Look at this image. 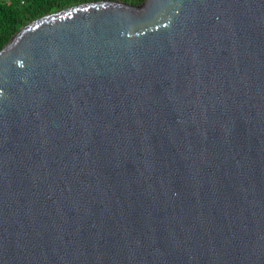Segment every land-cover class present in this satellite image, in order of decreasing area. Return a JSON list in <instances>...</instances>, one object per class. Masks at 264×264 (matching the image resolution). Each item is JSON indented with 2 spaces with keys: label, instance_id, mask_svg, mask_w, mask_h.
Here are the masks:
<instances>
[{
  "label": "water",
  "instance_id": "obj_1",
  "mask_svg": "<svg viewBox=\"0 0 264 264\" xmlns=\"http://www.w3.org/2000/svg\"><path fill=\"white\" fill-rule=\"evenodd\" d=\"M0 264H264V0H86L0 49Z\"/></svg>",
  "mask_w": 264,
  "mask_h": 264
},
{
  "label": "trees",
  "instance_id": "obj_2",
  "mask_svg": "<svg viewBox=\"0 0 264 264\" xmlns=\"http://www.w3.org/2000/svg\"><path fill=\"white\" fill-rule=\"evenodd\" d=\"M82 1L86 0H0V49L27 22Z\"/></svg>",
  "mask_w": 264,
  "mask_h": 264
}]
</instances>
